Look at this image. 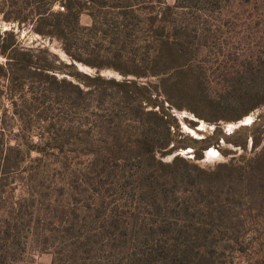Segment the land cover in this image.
Instances as JSON below:
<instances>
[{
  "label": "trees",
  "instance_id": "trees-1",
  "mask_svg": "<svg viewBox=\"0 0 264 264\" xmlns=\"http://www.w3.org/2000/svg\"><path fill=\"white\" fill-rule=\"evenodd\" d=\"M58 3L64 11H55ZM0 14L60 41L72 60L124 76L70 72L48 49L25 50L14 31L0 32V264H35L30 247L51 252V264L260 256L264 147L205 169L196 161L211 145L223 139L246 150V139L239 131H217L213 144L178 139L161 97L212 123L263 107L264 51L239 38L253 42L259 27L264 38V0H0ZM84 14L91 25L81 24ZM204 54L224 63L218 75ZM212 77L224 86L210 93ZM11 121L22 125L16 137L7 132ZM253 140L258 147L260 137ZM180 148H192L195 159L162 160ZM54 167L62 175L52 179Z\"/></svg>",
  "mask_w": 264,
  "mask_h": 264
},
{
  "label": "rangeland",
  "instance_id": "rangeland-1",
  "mask_svg": "<svg viewBox=\"0 0 264 264\" xmlns=\"http://www.w3.org/2000/svg\"><path fill=\"white\" fill-rule=\"evenodd\" d=\"M61 1V0H59ZM169 5H174L176 3V0H166ZM61 5L58 3L54 7L55 11H63L61 9ZM92 20L91 18L84 14L81 17V24L84 26L91 25ZM260 25V24H259ZM262 27H259L255 30H252L251 32L255 31L257 34V38L255 39V36H251L249 33H246L251 38L255 39L253 42H250L246 36L240 35V40L243 41V46L247 45H257V50L264 51V38L262 37ZM7 31H14L17 34V38L19 39L20 47L25 50H33L34 53H37L39 49H48L51 53L55 54L62 64L64 65H73V69L64 68L65 70H68L70 72H80L82 74H87L91 76L101 75L105 78H115V79H124V76L119 74L117 71L103 67V68H97L89 66L82 62H77L75 60H72L70 56L66 54V52L63 50L62 44L60 41L56 39H49L44 38L38 34H35L29 25H22L20 26L17 23L14 22H6L3 20V16L0 14V32L4 33ZM260 31V32H259ZM244 33H242L243 35ZM82 57L84 59L88 58L89 55L85 52L83 53ZM203 60L207 62L208 69L212 70V72H215V75H218L217 70L221 66H224V63L221 65V61L217 62L215 59V56H210L208 54L203 55ZM6 62V59L4 57L0 56V64H3ZM58 61L56 64L60 66ZM218 63V64H217ZM221 65V66H219ZM56 76L59 79H67L69 81L77 82L75 77L68 75L67 73H60L56 72ZM129 79H137L133 76H129ZM212 82L210 84L209 90L210 93L217 92L222 89V86L224 84L219 81L218 78L212 77ZM157 78H142L139 79V82L142 84H149V83H157ZM162 101L164 102L165 109L171 113L176 119L178 128H175L176 130L174 132H177L178 139L184 138V137H190L197 140H202L210 137L213 139L212 144L216 141L214 136H216L217 131H221L224 135H231L235 131H239L241 135L239 138L246 139L247 148L246 150L241 149L239 146H235L234 144L227 143L223 139L219 141V145H211V147L206 150L204 153L203 159L196 161V163L205 168H213L221 163H227L231 160L235 161H241L243 158H251L255 156L257 153H259L262 148L264 147V134H262V130L264 129V106L253 111L248 116L243 117L239 121H227V120H220L217 123H212L208 120H204L199 118L195 113H193L189 109H182L178 110L176 108H172V106L165 100L164 97H161ZM4 107H8L10 104L9 101L4 100ZM11 106V105H9ZM228 117H234L235 115H227ZM21 125V124H20ZM254 125L259 127L257 130H253ZM9 129L7 130L8 134L11 137H16L17 134L20 132L21 126L18 125V123L11 121L9 123ZM219 133V134H221ZM220 137V136H218ZM217 137V138H218ZM260 137L261 143L258 147H255L253 138ZM176 156L183 157L188 160H194V150L192 148L187 149H178L176 152L170 155H166L164 157H161L164 162H171ZM54 168H51L50 171H48L46 174L51 175V178L54 179V175L56 174V178H59L58 176L62 175L60 174L61 171L56 170ZM57 172V173H56ZM58 184L56 181H54L52 186H55ZM17 195L20 194V191L18 190ZM32 249L29 250V254L27 259L29 261H34L35 264H51L53 255L51 252H45L41 253L36 247H30ZM262 251V252H261ZM257 252L260 253V256H241L238 259H236L235 264H264V248H258Z\"/></svg>",
  "mask_w": 264,
  "mask_h": 264
},
{
  "label": "built area",
  "instance_id": "built-area-1",
  "mask_svg": "<svg viewBox=\"0 0 264 264\" xmlns=\"http://www.w3.org/2000/svg\"><path fill=\"white\" fill-rule=\"evenodd\" d=\"M61 9L64 11V8L63 7H61Z\"/></svg>",
  "mask_w": 264,
  "mask_h": 264
}]
</instances>
